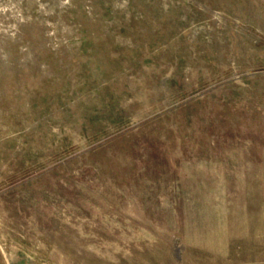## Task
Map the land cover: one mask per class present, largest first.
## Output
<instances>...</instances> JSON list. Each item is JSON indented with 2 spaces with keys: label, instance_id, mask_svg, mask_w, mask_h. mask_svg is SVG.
Here are the masks:
<instances>
[{
  "label": "rangeland",
  "instance_id": "374dc122",
  "mask_svg": "<svg viewBox=\"0 0 264 264\" xmlns=\"http://www.w3.org/2000/svg\"><path fill=\"white\" fill-rule=\"evenodd\" d=\"M0 264H264V0H0Z\"/></svg>",
  "mask_w": 264,
  "mask_h": 264
}]
</instances>
